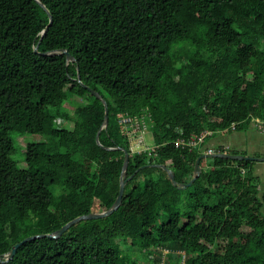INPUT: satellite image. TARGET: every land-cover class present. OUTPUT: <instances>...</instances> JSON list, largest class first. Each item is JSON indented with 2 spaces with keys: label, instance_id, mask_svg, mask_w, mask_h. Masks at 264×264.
<instances>
[{
  "label": "trees",
  "instance_id": "16d2710c",
  "mask_svg": "<svg viewBox=\"0 0 264 264\" xmlns=\"http://www.w3.org/2000/svg\"><path fill=\"white\" fill-rule=\"evenodd\" d=\"M40 1L48 12L36 0H0V255L109 209L124 149L128 181L111 215L28 241L0 264H159L165 248L186 251V264H264L254 161L204 158L186 189L155 166L188 183L203 152L176 147L178 139L264 121V0ZM54 50L75 61L41 54ZM90 89L107 101L100 142L113 150L96 142L105 106ZM122 113L146 116L151 155L131 151ZM12 132L46 137L27 143L25 168L12 158Z\"/></svg>",
  "mask_w": 264,
  "mask_h": 264
},
{
  "label": "water",
  "instance_id": "95a60500",
  "mask_svg": "<svg viewBox=\"0 0 264 264\" xmlns=\"http://www.w3.org/2000/svg\"><path fill=\"white\" fill-rule=\"evenodd\" d=\"M36 1L46 10V7L44 6V4L40 0H36ZM49 16H50V22H49L48 26L44 29V31L42 33L43 35L46 34V32L48 31L49 27L52 24V16L50 14H49ZM38 47H39V43L35 47V53H38ZM61 53L66 54L68 63L75 61L74 56L68 50H54V51H51V52H46V53H41V54L42 55H57V54H61ZM90 91L96 97L101 99L103 104H104V106H105L104 122H103V125L101 126V128L99 129V131L97 132L96 142H97L98 145H100L104 149L113 150L114 148L102 146L101 142H100V133L103 130V128H106L108 126V124H109V107H108L107 101L98 92L93 91L92 89H90ZM123 152H124V163H123V169H122V174H121V178H120V190H119V194H118V197H117L116 201L114 202V204L109 209H107V210H105L103 212H91V213H89L87 215H81V216L69 221L62 228L56 230L53 233L29 236V237L25 238L23 241H21L18 244H16L9 252L4 254L3 256L0 255V263L8 262L11 259H13V257L16 254L18 248L22 244H24V243H26L28 241L35 240L37 238H44V237L59 238L70 227H72L73 225H75L76 223H78V222H80L82 220L104 218V217H107V216L111 215L112 213H114L122 204L123 195H124L126 184H127V181H128V180L125 179V176L127 175V172H128L130 153H129L128 150H125V149L123 150ZM214 156L222 157V158H226V159H230V160H235V161H238V160H242V161H245V160H250V161L260 160V158H254V157H251V156H246V155H242V154H233V153L202 154L196 160L193 178L188 183H185V184H178L176 182L175 174H174L173 170H171L167 166H165V165H155V166L164 168L169 173V178H170L171 182L173 183V185L177 186L180 189H186V188L190 187L195 182V180L201 175V173H202V166L200 164L201 160L204 159V158L214 157Z\"/></svg>",
  "mask_w": 264,
  "mask_h": 264
},
{
  "label": "built area",
  "instance_id": "2783aa9c",
  "mask_svg": "<svg viewBox=\"0 0 264 264\" xmlns=\"http://www.w3.org/2000/svg\"><path fill=\"white\" fill-rule=\"evenodd\" d=\"M118 124L122 135H124L129 143L130 149L133 153H142L148 152L149 155L152 154L155 145H147L145 141V134L149 130V123L145 115L142 116H132L129 114H119L118 115ZM232 130L236 129V125L231 126ZM213 133L211 131H204L201 134L192 135L189 138H180L175 142L176 147L189 148L193 149L200 147L206 141V138ZM208 154L216 153H230L227 148H221L217 151L209 149ZM175 252L165 248L163 250V258L160 260L159 264H167L168 257L172 256ZM177 255L180 256V261L177 264H186L188 261V253L186 251H177Z\"/></svg>",
  "mask_w": 264,
  "mask_h": 264
},
{
  "label": "crops",
  "instance_id": "0c3cea01",
  "mask_svg": "<svg viewBox=\"0 0 264 264\" xmlns=\"http://www.w3.org/2000/svg\"><path fill=\"white\" fill-rule=\"evenodd\" d=\"M228 151L245 152L247 156L260 158L254 160L253 171L260 178V189L264 191V131L256 127V121L250 126L230 130L227 132L214 133L206 138L203 145L200 146L203 154L209 149L215 151L221 148H227ZM203 169V167H202ZM264 213V207L262 208Z\"/></svg>",
  "mask_w": 264,
  "mask_h": 264
},
{
  "label": "rangeland",
  "instance_id": "374dc122",
  "mask_svg": "<svg viewBox=\"0 0 264 264\" xmlns=\"http://www.w3.org/2000/svg\"><path fill=\"white\" fill-rule=\"evenodd\" d=\"M67 108L70 111H73V107L71 106V104H67ZM255 121H256V127L259 130L264 131V121L259 120V119L250 120L245 125V127L247 128L248 126H250V124L254 125ZM63 125L67 128L73 127V123L71 121H65L63 123ZM11 137L14 140V145H15V153L12 155V158L18 163V166L20 168H25V166H26L24 159H25V148L27 146V143L45 141V139H46V137L44 135H40V134L27 133V134L21 135L17 132H12ZM145 141H146L147 145H149V146L154 144L153 136H152L150 129L145 134ZM205 154H208V153H205ZM55 192H56V190H55ZM96 212H99V211H96ZM232 240L238 241L239 239L232 238ZM125 241L126 240H124V239L119 240V243H120L122 249H124V250L126 249V245H124ZM176 252L172 256H174L176 254ZM134 253H135V256L138 257L141 261L147 260L146 253H144L143 251L141 252V251L137 250V248H135Z\"/></svg>",
  "mask_w": 264,
  "mask_h": 264
}]
</instances>
